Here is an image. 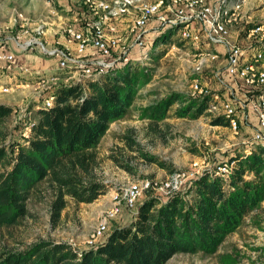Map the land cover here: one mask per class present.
<instances>
[{"label":"trees","instance_id":"1","mask_svg":"<svg viewBox=\"0 0 264 264\" xmlns=\"http://www.w3.org/2000/svg\"><path fill=\"white\" fill-rule=\"evenodd\" d=\"M170 39L169 33L161 35L154 44ZM150 80V71L136 62L95 80L60 84L54 91L53 106L28 104L11 128L14 107L0 103V229L33 217L27 203L36 195L49 196V223L56 228L69 202L91 203L106 194L110 184L100 174L98 144L110 124L127 114ZM204 80L211 87L212 76ZM216 86L220 89L218 82ZM208 99L171 91L140 107L139 117L155 125L171 116L197 119L209 115L213 125L227 126L224 116L207 112ZM27 126L26 136L9 138L14 130L22 133ZM118 139L121 145L106 154L116 167L133 173L132 163L140 158L171 174L177 172L142 151L133 127ZM231 157L235 165L227 177L214 176L213 165L175 193L146 194L129 217L121 219V214L113 219L116 224L111 227L109 223L94 245L76 248L68 242L38 238L21 248L0 247V264H166L178 253L216 254L247 216L263 211L264 144H256L250 154L238 152ZM236 260L228 255L221 262L236 264Z\"/></svg>","mask_w":264,"mask_h":264},{"label":"rangeland","instance_id":"2","mask_svg":"<svg viewBox=\"0 0 264 264\" xmlns=\"http://www.w3.org/2000/svg\"><path fill=\"white\" fill-rule=\"evenodd\" d=\"M242 1L241 10L228 28L231 39L236 40L244 47H248L254 45L256 41L246 38V28L251 27V25L254 27L264 26V0ZM52 6L57 9L59 15H62L61 17L54 19L55 16L49 11ZM66 8L75 12L80 20H85L86 16L90 18L89 21L97 19L90 12L85 15L87 7L83 4H76L74 0H0V32L15 35L28 31V37L37 36L43 41H47L48 46H53L54 41L58 42L55 45H63L67 42V35L62 30H58L57 23L68 22L63 18ZM18 14H21V18L18 17ZM125 17H129V15ZM86 20L88 19L86 18ZM43 22L45 23L43 24ZM127 23L128 20L125 19L120 34L125 36L129 42L132 38L127 31ZM40 24H43L42 29L45 34H42L40 29L37 30ZM159 34V32H153L150 36L155 37ZM161 35L165 37L168 33L163 32ZM148 47L150 55H148V59L143 60L145 61L143 65L150 71L151 80L139 91L127 114L110 124L108 131L98 144L97 150L102 159L100 174L104 181L110 184L109 190L104 194L105 196L101 195L91 203L76 204L72 201L69 202L68 207L63 210L62 221L56 228H52L49 223L47 213L49 196H33L27 203L33 217L26 218L17 226L0 229V247L21 248L38 238L68 242L76 248L86 247L104 209L110 205L112 190L121 189L134 180L142 178H150L157 183L167 181L171 173L155 163H145L140 158L135 159L132 163L134 171L128 173L116 167L106 158L110 148L121 145L118 135L125 132L129 127L135 129L136 138L142 151L157 156L159 160L170 164L174 170L181 174L189 171L196 173L203 167H212L223 159L243 150V142L250 140L255 127V118L251 112L248 113L250 125H241L237 133L232 132L226 126L213 125L212 117L209 115H203L197 119L171 116L155 125H151L147 120L139 117L140 107L158 101L171 91L192 96L193 92L189 83L193 77L191 75L192 68L199 64V61H202V73L200 74L202 79L209 80L211 76L213 77V74L210 73L213 70L212 64H208L205 58L192 56L196 50L186 40H181L176 36L174 32H171L169 43L158 42L151 48ZM216 50L222 51L223 47L218 45ZM38 58L43 59L42 63H45V60L52 63L54 61L52 58L43 55L39 49L33 53L20 55L21 60H27L34 67H40ZM219 60H224V57ZM214 68L221 69V63H214ZM262 68L264 69V61ZM221 75L223 76V73ZM66 77L68 74L61 75V78ZM213 78L210 85L213 88L211 90L218 93L219 97L228 98V92L221 90V82L218 81L219 89L216 86L217 81ZM34 92L35 89H21L8 94L0 93V101L21 109L28 104L32 106L37 103ZM240 94L242 95V93ZM18 112L19 110L13 111L9 128L16 120ZM150 125L154 128H151ZM23 136V132L14 130L9 138ZM152 191L157 194H164L160 190ZM148 193L151 191L145 192L138 202L142 201ZM262 207L264 210V201ZM129 213L131 211L123 207L121 214L125 218L129 217ZM256 213L258 214L256 215ZM121 214L116 217L117 220ZM112 224H116L114 220L110 221L111 227ZM228 255L237 259L236 264H264V211L247 216L244 223L235 232L228 235L219 246L216 254L178 253L166 264H222V257L225 258Z\"/></svg>","mask_w":264,"mask_h":264},{"label":"built area","instance_id":"3","mask_svg":"<svg viewBox=\"0 0 264 264\" xmlns=\"http://www.w3.org/2000/svg\"><path fill=\"white\" fill-rule=\"evenodd\" d=\"M74 2L85 5L88 10L85 15L90 12L97 19L89 21L90 18L86 16L88 20L86 18L80 20L75 12L64 16V19L68 18V22L57 23L58 30L67 35V42L63 45H55L58 42L54 41L53 46H48L47 41L37 36L28 37V31L15 35L0 32V93L35 89V101L38 103L35 104V108L39 106L49 108L54 105L56 99L54 91L60 84L95 80L123 65L136 62L143 64L145 63L143 60L148 59L150 55L148 46L151 48L154 45V39L163 32L169 33L170 36L171 32H174L196 50L192 56L207 59L212 67L214 63H224L221 69L213 67L211 73L217 82H221V89L229 90L228 98L219 97V94L213 92L211 90L213 88L207 86L206 81L202 79L200 75L202 61L192 68L193 77L189 83L192 96L208 97L207 112L224 116L228 120L226 127L235 133L240 130L241 125H250L249 112L254 115L255 127L250 140L243 142V150L240 151L242 154H250L258 143L264 144L262 68L264 26H252L246 30V38L256 41L254 45L248 47L231 39L228 28L242 8V0H74ZM49 11L55 16L54 19L62 16L53 6ZM127 15L129 17H125ZM18 17L21 18V14H18ZM125 19L128 20L127 31L132 38L129 42L120 34ZM43 24L38 25L37 30L40 29L41 33L45 34ZM153 32L160 34L151 37ZM218 45L223 47L222 51L216 50ZM37 49L47 58H52L53 64L34 67L27 60L20 59V55L33 53ZM221 57H224V60L220 61ZM38 60L43 62L42 58ZM63 74H68V77L61 78ZM224 74L232 78V84ZM230 89H239L243 97L237 98L235 91L232 96L229 93ZM25 109L26 107L21 109L14 107V112L19 110L20 113H24ZM28 130L29 127H25L24 136ZM234 165L235 160L231 156L225 158L215 165L213 175L227 177ZM206 169L209 168L203 167L196 173L175 172L167 181L160 183L150 178H142L121 189L112 190L110 205L104 209L87 245L96 244L107 231L110 221L121 214L123 207L128 210L134 209L145 192L160 190L164 195H170L179 191L188 180Z\"/></svg>","mask_w":264,"mask_h":264},{"label":"crops","instance_id":"4","mask_svg":"<svg viewBox=\"0 0 264 264\" xmlns=\"http://www.w3.org/2000/svg\"><path fill=\"white\" fill-rule=\"evenodd\" d=\"M70 12L68 11V9L66 8V12H65V14L63 15V16H66V15H68ZM68 19V18H67ZM66 19V20H67ZM71 19V18H70ZM38 65H42V64H44L43 66H48V65H52L53 63L52 62H48V61H45V63H42L41 61H39L38 60ZM37 65V64H36ZM224 77L228 80V82H230L231 84H232V78H230V77H228V76H226V74H224ZM237 90V89H236ZM235 89H230V94L232 95L233 94V92L235 91V95L237 96V98H240V96H242L239 92H237V91H239V89L236 91ZM227 92L229 91V90H226ZM233 96V95H232ZM1 103H2V101H0ZM4 103V102H3ZM102 196H105V195H102ZM264 211V210H263ZM119 218H121V219H123V218H125L123 215H121Z\"/></svg>","mask_w":264,"mask_h":264}]
</instances>
